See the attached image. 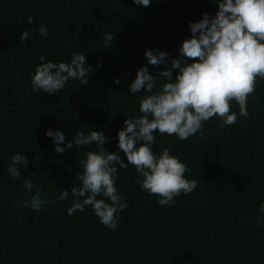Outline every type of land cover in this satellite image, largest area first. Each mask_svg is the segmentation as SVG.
<instances>
[{"label": "trees", "instance_id": "trees-1", "mask_svg": "<svg viewBox=\"0 0 264 264\" xmlns=\"http://www.w3.org/2000/svg\"><path fill=\"white\" fill-rule=\"evenodd\" d=\"M217 10L216 0H151L147 7L133 0H0V264H264V79L248 97L249 116L238 115L235 125L222 126L214 116L186 140L154 134L156 154L168 148L187 164L185 176L197 181L191 193L161 206L129 164L115 184L128 204L116 230L100 223L91 206L67 214L81 161L96 150L95 142L75 145L76 132L103 131L105 151L127 162L118 131L126 118L142 115L144 90L134 94L129 85L147 65L145 49L169 53L168 65H147L151 73L169 67L191 35L189 22ZM39 24L46 36L34 31ZM25 28L33 37L22 42ZM105 32L114 34L108 45ZM77 52L92 67L88 83L33 92L41 56L69 62ZM230 111L238 113V105ZM49 127L63 131L73 148L57 153L44 134ZM17 152L29 160L19 179L7 173ZM25 180L34 184L31 192ZM65 189L69 197L60 200ZM37 191L45 201L39 211L30 206Z\"/></svg>", "mask_w": 264, "mask_h": 264}, {"label": "clouds", "instance_id": "clouds-1", "mask_svg": "<svg viewBox=\"0 0 264 264\" xmlns=\"http://www.w3.org/2000/svg\"><path fill=\"white\" fill-rule=\"evenodd\" d=\"M218 10L214 16L202 14L198 21H190L191 35L181 41L179 55L171 58L170 66L155 74L147 65H168L169 53L159 49H145L147 65L137 69L130 82L129 91L144 94L140 98L139 115L126 118L118 131V148L123 151L127 162L116 152L105 151L107 137L103 131H77L74 143L87 146L95 142V151H88L81 161L82 171L77 173L78 187L71 188L74 198L67 209L69 216L78 210L91 206L94 214L104 226L116 230L119 213L128 206L115 186L119 169L131 164L142 179L139 187L159 197L158 204L168 206L180 194H189L197 186L195 179L185 176L188 166L168 148L159 154L153 151L155 133L175 135L180 140L195 136L204 122L218 116L222 126L235 125L237 116L248 117V97L255 91L257 78L264 79V0H216ZM141 6H150L151 0H133ZM27 24L33 17L26 18ZM41 36L48 34V28L39 24L35 30ZM33 37V30L25 28L20 34L22 42ZM108 44L114 34L105 32ZM40 63L31 75L33 92L40 90L56 94L70 80L88 83L92 67L86 62L83 52L74 54L69 62L45 61ZM178 69L175 78L173 70ZM160 81H165L160 83ZM119 83V78H114ZM238 105V113L230 111ZM51 138L54 150L63 153L73 148V140H66L65 133L51 127L45 130ZM29 160L22 152L10 156L7 173L19 179L21 169L27 168ZM23 187L29 192L34 184L25 180ZM69 197V190L60 192L59 199ZM41 192L32 196L30 206L39 211L44 204ZM259 211L264 213V203Z\"/></svg>", "mask_w": 264, "mask_h": 264}]
</instances>
